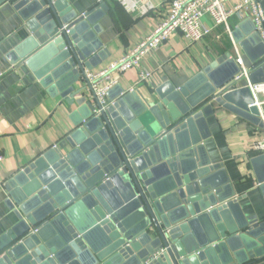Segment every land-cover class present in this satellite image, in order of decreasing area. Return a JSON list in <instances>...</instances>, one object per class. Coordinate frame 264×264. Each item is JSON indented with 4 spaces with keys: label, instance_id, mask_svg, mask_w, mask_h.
Wrapping results in <instances>:
<instances>
[{
    "label": "water",
    "instance_id": "95a60500",
    "mask_svg": "<svg viewBox=\"0 0 264 264\" xmlns=\"http://www.w3.org/2000/svg\"><path fill=\"white\" fill-rule=\"evenodd\" d=\"M7 1L14 2L28 32L9 53V63L26 66L50 97L77 108L67 137L72 150L46 154L6 185L17 223L0 239V264L264 259V222L246 220L229 186L220 191L227 179L221 187H206V174L217 167L204 160L202 143L209 134L200 127L216 104L264 130L251 91L264 82L259 35L250 38L259 49L245 87H238L241 62L231 59L218 73L207 68L168 95L159 93L158 102L117 88L119 102L103 108L86 74L107 56L97 38L106 4L78 14L66 0H0V5ZM245 41L241 48L248 54ZM252 162L264 194L259 167L264 155Z\"/></svg>",
    "mask_w": 264,
    "mask_h": 264
},
{
    "label": "crops",
    "instance_id": "0c3cea01",
    "mask_svg": "<svg viewBox=\"0 0 264 264\" xmlns=\"http://www.w3.org/2000/svg\"><path fill=\"white\" fill-rule=\"evenodd\" d=\"M66 1L78 14L98 8L102 3L108 7L107 13L97 23L100 28L97 38L107 56L91 72L106 69L144 41L167 9L165 0H139V4L149 6L144 14L126 12L117 0ZM240 1L228 0L226 6L233 8ZM13 4L7 1L0 5V239L17 223L7 205L10 194L6 185L46 154H67L72 150L67 137L74 130L71 112L77 108L68 107L60 96L50 97L26 66L9 63V53L28 37L24 22ZM202 25L211 33L200 42L189 44L181 34H176L159 50L144 58L141 70L151 73L148 81H141L139 68L123 75L114 73L117 84L107 94L109 106L121 99L117 88H122L124 93L136 92L149 102H158L159 93L168 95L207 68L211 69V74L218 73L231 59L240 61L242 73L247 72L238 84L239 88L245 87L255 72L251 57H255L259 49L257 43L250 41L253 34L259 35L251 17L248 14L234 16L228 25L219 27L205 17ZM245 40L249 42L248 54L241 48ZM254 97L255 100L260 99V96ZM213 108L214 113H209L206 118V126L200 125L209 134L202 143L204 160L210 163V167H217L206 174V187H221L227 179L228 183L220 191L226 193L229 186L239 200L246 220L262 223L264 194L256 179L258 166L253 165L252 160L264 155L254 150L256 141L264 138V130L216 104ZM260 113L264 120V106L260 107ZM259 167L264 170V162ZM17 188L21 189L19 185ZM229 215L230 222L236 223L234 214ZM250 264H264V259Z\"/></svg>",
    "mask_w": 264,
    "mask_h": 264
},
{
    "label": "built area",
    "instance_id": "2783aa9c",
    "mask_svg": "<svg viewBox=\"0 0 264 264\" xmlns=\"http://www.w3.org/2000/svg\"><path fill=\"white\" fill-rule=\"evenodd\" d=\"M128 13H145L149 6L139 4V0H117ZM228 0H165L166 14L157 22L152 34L139 45L129 50L120 60L113 62L99 72H87L89 87L96 95L101 106L107 108L108 92L117 84L113 74L123 75L132 69H140L142 82L151 78V73L141 70L144 58L167 43L174 35L181 34L189 44L200 42L211 30L202 25V20L209 17L215 27L228 25L234 16L248 14L256 31L264 40V0H241L233 8L226 6ZM243 72L241 76H246ZM253 95L260 96L256 106H264V84L251 87ZM254 150L264 154V138L256 141ZM1 187V185H0Z\"/></svg>",
    "mask_w": 264,
    "mask_h": 264
}]
</instances>
